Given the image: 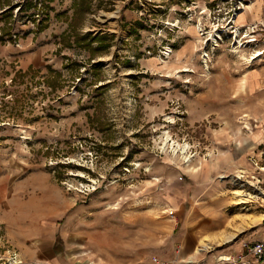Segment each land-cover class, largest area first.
<instances>
[{"label": "rangeland", "instance_id": "1", "mask_svg": "<svg viewBox=\"0 0 264 264\" xmlns=\"http://www.w3.org/2000/svg\"><path fill=\"white\" fill-rule=\"evenodd\" d=\"M249 1L0 0V264L264 242V217L215 238L264 214V30L228 23Z\"/></svg>", "mask_w": 264, "mask_h": 264}, {"label": "built area", "instance_id": "2", "mask_svg": "<svg viewBox=\"0 0 264 264\" xmlns=\"http://www.w3.org/2000/svg\"><path fill=\"white\" fill-rule=\"evenodd\" d=\"M243 9V6H242ZM238 10L240 11L241 8H238ZM237 11L236 13H233V16L235 17V15L239 12ZM234 17L228 21V23L232 22L229 27H236V29L238 28H243V31H250L251 33L255 30V28H258V26L256 25H244V26H234ZM264 27L262 28H258V31H263ZM234 31V29H233ZM219 37V35H217ZM251 40H255L254 36L253 39ZM261 52H264V50L262 49ZM237 178L241 179V175L237 176ZM249 193V192H247ZM222 261L229 263V264H264V242H257V243H251L247 242V241H242L241 242V247L238 250H233L229 253H227V256L225 259H221Z\"/></svg>", "mask_w": 264, "mask_h": 264}, {"label": "bare ground", "instance_id": "3", "mask_svg": "<svg viewBox=\"0 0 264 264\" xmlns=\"http://www.w3.org/2000/svg\"><path fill=\"white\" fill-rule=\"evenodd\" d=\"M246 9H249V7H247ZM260 53H261V51H260ZM181 148L183 149L184 146L181 147ZM191 170H192V172H196L197 168L191 169ZM238 191H234L233 190L232 191L233 195L239 196L240 193ZM234 201H235V203H242L245 200H244V198L240 197V198H238L237 200H234ZM263 217H264V214H262V213H259V214H254V213L237 214L235 216V218H233V222L237 223L239 221V223H237L236 225H233V226L230 225V227H231L230 231H224V232L218 234L217 236H215V238L217 237L219 240H221L223 242L231 241L232 239L235 238L237 232H240L243 229L244 226L250 225L252 223H255L257 220L262 219ZM206 237H208V236H206ZM204 241H205V238L201 239L202 243H204ZM199 250H200V248H197L195 251L197 252ZM226 256H227V254H222V258L221 259H225Z\"/></svg>", "mask_w": 264, "mask_h": 264}, {"label": "crops", "instance_id": "4", "mask_svg": "<svg viewBox=\"0 0 264 264\" xmlns=\"http://www.w3.org/2000/svg\"><path fill=\"white\" fill-rule=\"evenodd\" d=\"M251 1H253V0H250L249 1V3L251 2ZM255 1H259V3H260V7H259V10H258V12H253V11H249V12H244V17H242V21H241V23L240 22H235V24L236 25H239V26H244V25H256V26H258V28L260 29V28H262V27H264V0H255ZM248 3V4H249ZM247 5V4H246ZM245 5V6H246ZM250 5H247L246 7H249ZM237 15V14H236ZM235 15V16H236ZM263 214V213H262ZM260 220V219H259ZM258 221V220H257ZM256 221V222H257ZM255 222V223H256ZM255 223H252V224H250V225H248V226H251V225H253V224H255ZM243 231V230H242ZM242 231H240V232H242ZM237 235V234H236ZM243 241H244V238L242 239ZM242 242V241H241ZM52 247H53V245H54V238L52 239V241H51V244H50ZM240 247H241V243H240V246L238 245L237 246V248L236 249H234V250H238V249H240ZM36 255H39L40 257L41 256H44V255H49V253H44V255L42 254V253H40V251H38L37 253H36ZM50 257V256H49ZM52 260H54V261H56L57 263H59L58 262V260H57V254H56V252H54V251H52Z\"/></svg>", "mask_w": 264, "mask_h": 264}]
</instances>
